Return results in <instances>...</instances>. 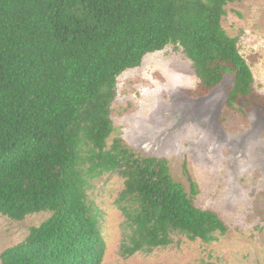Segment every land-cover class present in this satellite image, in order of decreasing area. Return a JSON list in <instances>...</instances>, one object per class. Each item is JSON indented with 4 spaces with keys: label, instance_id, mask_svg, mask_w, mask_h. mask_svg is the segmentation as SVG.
Instances as JSON below:
<instances>
[{
    "label": "trees",
    "instance_id": "16d2710c",
    "mask_svg": "<svg viewBox=\"0 0 264 264\" xmlns=\"http://www.w3.org/2000/svg\"><path fill=\"white\" fill-rule=\"evenodd\" d=\"M242 0H0V215L15 222L49 213L1 264H103L107 252L90 182L117 174L125 218L123 256L168 248L174 238L212 243L228 232L196 205L169 162L116 139L111 108L118 78L148 54L182 49L200 86L234 77L227 106L254 96L238 38L222 26Z\"/></svg>",
    "mask_w": 264,
    "mask_h": 264
},
{
    "label": "rangeland",
    "instance_id": "374dc122",
    "mask_svg": "<svg viewBox=\"0 0 264 264\" xmlns=\"http://www.w3.org/2000/svg\"><path fill=\"white\" fill-rule=\"evenodd\" d=\"M225 9L222 26L238 38L255 79L254 96L239 103L242 111L227 106L232 75L205 91L182 49L169 46L118 78L111 108L115 131L108 143L121 139L146 157L166 159L174 180L189 192L187 170L199 186L196 205L218 213L228 232L212 243L177 236L168 248L125 257V218L116 204L124 181L104 174L88 189L102 217L103 264H264V0ZM50 216L38 213L15 222L0 215V264L4 251Z\"/></svg>",
    "mask_w": 264,
    "mask_h": 264
}]
</instances>
